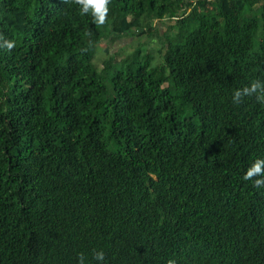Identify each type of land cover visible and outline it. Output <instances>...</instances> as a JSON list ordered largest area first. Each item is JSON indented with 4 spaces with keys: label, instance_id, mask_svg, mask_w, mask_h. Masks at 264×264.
Instances as JSON below:
<instances>
[{
    "label": "trees",
    "instance_id": "16d2710c",
    "mask_svg": "<svg viewBox=\"0 0 264 264\" xmlns=\"http://www.w3.org/2000/svg\"><path fill=\"white\" fill-rule=\"evenodd\" d=\"M108 8L0 0V264H264V187L242 178L264 103L232 102L264 81V0ZM136 33L159 46L94 63Z\"/></svg>",
    "mask_w": 264,
    "mask_h": 264
},
{
    "label": "clouds",
    "instance_id": "9594fccd",
    "mask_svg": "<svg viewBox=\"0 0 264 264\" xmlns=\"http://www.w3.org/2000/svg\"><path fill=\"white\" fill-rule=\"evenodd\" d=\"M74 3L80 6L81 14H91L94 21L98 25H104L108 19L110 0H74ZM0 47L9 52L16 48L14 40L6 39L0 35ZM255 96L257 102L264 103V81L259 79L251 81L248 85L236 89L232 95V102L240 104L245 97ZM246 181H252L256 188L264 187V158L255 159L246 169L243 177ZM94 258L97 261H104L105 255L103 251H94ZM84 253L77 254V264H84ZM166 264H176L174 259H169Z\"/></svg>",
    "mask_w": 264,
    "mask_h": 264
},
{
    "label": "rangeland",
    "instance_id": "374dc122",
    "mask_svg": "<svg viewBox=\"0 0 264 264\" xmlns=\"http://www.w3.org/2000/svg\"><path fill=\"white\" fill-rule=\"evenodd\" d=\"M154 27H159L161 30L165 28L162 23H156V21ZM147 42L148 44L144 45V47L152 54L154 48L159 46L158 38H154L153 40L148 39V37L141 38V36H138V33H136L133 36L126 35L114 41H103L95 50L94 63L96 61V64L102 68L104 62H107L109 66H115L121 69L122 63L120 56L130 54L140 43L146 44ZM142 54H144V52H142ZM155 60H157V58Z\"/></svg>",
    "mask_w": 264,
    "mask_h": 264
}]
</instances>
